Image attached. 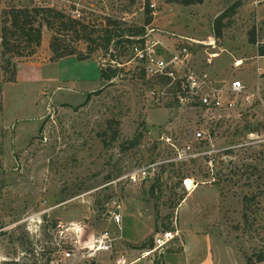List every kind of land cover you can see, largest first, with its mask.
Instances as JSON below:
<instances>
[{"label": "rangeland", "instance_id": "obj_1", "mask_svg": "<svg viewBox=\"0 0 264 264\" xmlns=\"http://www.w3.org/2000/svg\"><path fill=\"white\" fill-rule=\"evenodd\" d=\"M148 2L156 5V17L147 14ZM237 2L239 8L223 21L217 40L216 18ZM74 3L82 22L100 34L109 20L119 23L111 29L120 34L146 26L151 18L158 39L165 43L187 37L201 44L193 46L194 64L217 86L243 73L239 80L256 91L257 49L250 34L264 41V0H204L191 6L166 0ZM24 5L54 6L70 13L69 5L58 0H0V38L3 11ZM52 36L44 29L36 53L15 60V83L7 82L9 76L1 69L0 45V264H117L121 257L125 264H164L166 255L182 252L190 232L195 239L189 238V253L170 255L169 263L214 264L216 246L235 251L219 264H246L250 256L264 257L263 86L262 101L255 98L240 105L212 135L210 145L192 142V151H184L181 145L191 141L189 131L195 128L194 113L168 105L153 107L136 62L120 68L111 82L100 79V69H108L103 65L109 61L130 60L128 50L112 44L107 53L99 50L83 62L72 57L54 63ZM74 47L88 52L83 42ZM209 53L219 55L211 65L206 63ZM168 137L172 142L163 140ZM228 151L229 164L224 159ZM143 169L149 178L132 181ZM186 179L196 187L192 192ZM114 203L122 209L121 229L111 221ZM173 223L181 240L145 256L154 249L155 235L172 230ZM79 226L85 228L76 233ZM104 230L118 237L112 253L64 259V251L82 253L80 247ZM148 240L152 249L134 248ZM196 244L200 252L195 254Z\"/></svg>", "mask_w": 264, "mask_h": 264}, {"label": "built area", "instance_id": "obj_2", "mask_svg": "<svg viewBox=\"0 0 264 264\" xmlns=\"http://www.w3.org/2000/svg\"><path fill=\"white\" fill-rule=\"evenodd\" d=\"M58 1L73 7L72 14H77L79 17V9L74 0ZM149 9L151 16L156 17V5L154 3L149 4ZM152 23L145 26L143 36L129 38L133 41V44L128 47L131 58L127 63L121 64L119 61L111 60L109 65L106 67L103 65V67L120 69L125 65L136 62L143 71L148 87L147 97L153 107L168 105L194 113L196 118L195 128L189 131L191 141L187 140L184 142L181 145L182 150L191 152L192 142L210 145L213 141L212 135L216 136L217 130L225 123V120L238 113L240 105L251 104V100H255V98L262 101L261 87L258 86L256 91L251 92L248 86L239 79H235L222 87L217 86L206 70H202L194 64L192 49L194 45H201L200 43L187 37H177L176 43L167 44L160 38L158 39L159 36L156 34V29ZM211 46L212 49H216L215 45ZM255 48L257 49L254 59L256 72L259 77H262L264 76V55L259 54L258 51L260 48L264 49V41H256ZM217 57V53H209L206 63L211 65ZM262 138V142H264V129ZM163 140L172 142L169 137L163 138ZM170 145L178 149V146L174 143ZM224 159L228 161V157L225 156ZM149 176V171L143 169L132 175L131 180L137 181V177H139L138 180L141 182L147 180ZM110 213L112 223L121 229L123 217L120 204L114 203V211ZM70 225L72 227L75 226L73 223ZM84 228L79 226L73 229L76 233H81ZM180 233L176 223H173L172 230L155 235L154 249L147 251L145 256H149L157 250L162 251L176 239L181 240ZM117 241L118 237L109 230H104L98 237L93 238L88 243H84L83 247H80L82 253L77 252L78 254H75V249L73 248L64 251L62 254L66 260L95 258L99 255L112 253ZM125 263L124 258H118L117 264Z\"/></svg>", "mask_w": 264, "mask_h": 264}, {"label": "trees", "instance_id": "obj_3", "mask_svg": "<svg viewBox=\"0 0 264 264\" xmlns=\"http://www.w3.org/2000/svg\"><path fill=\"white\" fill-rule=\"evenodd\" d=\"M204 0H166L169 4H178L182 6H191L202 4ZM239 2L233 4L227 12L216 18L214 22V37L219 40L222 37L224 27L223 21L234 16L236 10L239 8ZM66 9V8H65ZM73 7L67 8V12L63 9H58L54 6H37L30 7L24 5L22 7H9L3 11L2 28H1V69L6 76H9L7 82H16V64L15 60L18 58L31 57L37 49L41 46L44 29L53 32L50 43V50L52 53L51 61L56 63L58 61L75 57L78 61H85L91 58L99 50L107 53L109 47L114 44L115 48L128 50L133 41L130 37H141L145 33V26L136 29H127L121 31L118 29H111L112 26L117 27L118 22L108 21L105 28L101 30V34L97 33L90 27L86 26L80 17L72 14ZM147 14L151 11L149 9V2L146 5ZM152 22L149 18L145 25ZM124 32V33H123ZM126 33V34H125ZM99 34V35H97ZM125 36L128 37L125 39ZM250 43L256 44L255 33L250 34ZM70 39V41H69ZM83 42L87 44V53L83 54L74 44ZM99 42V43H98ZM92 45H95L93 48ZM259 54L264 55V49H259ZM120 69H100V79L104 82H111L118 76ZM142 75L143 72H142ZM1 94V88H0ZM3 111V106L0 99V113ZM117 137L115 131L113 138ZM231 151H228V157ZM228 164L231 161H227ZM150 240L144 242L139 247L134 246L135 249H152ZM255 259V260H254ZM264 263L263 255L250 256L246 259V264H261ZM10 264H18L11 262Z\"/></svg>", "mask_w": 264, "mask_h": 264}, {"label": "crops", "instance_id": "obj_4", "mask_svg": "<svg viewBox=\"0 0 264 264\" xmlns=\"http://www.w3.org/2000/svg\"><path fill=\"white\" fill-rule=\"evenodd\" d=\"M219 56V55H218ZM217 58H219V57H217ZM216 58V59H217ZM219 60V59H218ZM217 61V60H216ZM253 64H256L255 63V60H254V63ZM215 68V67H214ZM239 76H241V77H237V78H239V79H244V74L243 73H241ZM254 82H255V84H256V87H261V86H263V88H264V78H260L259 76H258V74H256V76H254ZM186 232H190V231H187L186 230ZM188 233H186V235H185V243H184V247H183V250H182V252L181 253H179V254H168V255H166L165 257H164V264H171V263H169L168 261H167V258L170 256V255H174V256H186L188 253H189V247H188V243H189V238H190V236H192L194 239H195V236H193L192 235V232H190L188 235H187ZM197 241H195V242H197L199 245H201V240H199V239H196ZM198 244H196L195 245V247H194V249L192 250L195 254L196 253H199L200 251H198V250H195L197 247L199 248V245ZM215 249V256H214V264H219V263H221V261H222V259L223 258H226L227 256H232L233 255V253L235 254V251L234 250H232L231 248H224L223 246L221 247V246H216V248H214ZM191 257V256H190ZM189 257V255H188V259L190 258ZM140 259H138V262H141V261H139ZM137 262V263H138ZM223 262V261H222ZM244 264H245V262H244Z\"/></svg>", "mask_w": 264, "mask_h": 264}, {"label": "bare ground", "instance_id": "obj_5", "mask_svg": "<svg viewBox=\"0 0 264 264\" xmlns=\"http://www.w3.org/2000/svg\"><path fill=\"white\" fill-rule=\"evenodd\" d=\"M241 64V62H239L238 64H237V66H239ZM185 186L187 187V189L189 190V191H193L196 187H195V185H194V183L192 182V180H190V179H186L185 180Z\"/></svg>", "mask_w": 264, "mask_h": 264}]
</instances>
